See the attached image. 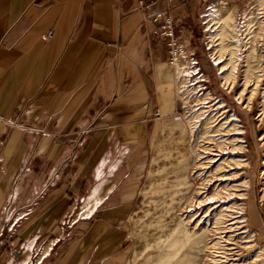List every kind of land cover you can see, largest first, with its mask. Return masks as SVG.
Masks as SVG:
<instances>
[{
    "label": "crops",
    "instance_id": "obj_1",
    "mask_svg": "<svg viewBox=\"0 0 264 264\" xmlns=\"http://www.w3.org/2000/svg\"><path fill=\"white\" fill-rule=\"evenodd\" d=\"M207 2L161 0L149 10L169 7L191 39ZM156 24L136 0H0V204L21 195L14 183L25 181L24 167H54L55 174L32 176L57 182L42 188L41 211L69 212L87 199L78 242L84 258L100 264L121 245L119 222L145 175L139 152L111 161L112 150L140 151L160 120L177 113L174 70ZM104 166L113 177L105 190ZM177 167L186 169L185 158ZM186 183L183 175L169 185ZM247 208L264 246L261 208L255 201Z\"/></svg>",
    "mask_w": 264,
    "mask_h": 264
},
{
    "label": "rangeland",
    "instance_id": "obj_2",
    "mask_svg": "<svg viewBox=\"0 0 264 264\" xmlns=\"http://www.w3.org/2000/svg\"><path fill=\"white\" fill-rule=\"evenodd\" d=\"M194 19L193 37H182L198 70L177 82L173 73L176 115L160 120L140 151L110 154L112 161L139 152L145 175L119 222L124 239L102 264H207L210 255L220 264L217 250L227 254L225 264H264V246L246 221L253 201L264 215V0H208ZM182 158L184 171L177 170ZM37 172L58 171L27 165L25 181L14 183L21 195L0 204V264H100L84 258L78 242L83 226L76 223L87 215L80 213L87 199H77L69 212L42 213L41 191L57 182L34 181ZM183 175L186 184L169 185ZM232 219L233 228L217 239ZM178 226L200 242H185L177 257L167 239Z\"/></svg>",
    "mask_w": 264,
    "mask_h": 264
},
{
    "label": "built area",
    "instance_id": "obj_3",
    "mask_svg": "<svg viewBox=\"0 0 264 264\" xmlns=\"http://www.w3.org/2000/svg\"><path fill=\"white\" fill-rule=\"evenodd\" d=\"M138 8L144 12L147 19L157 23L153 34L162 39L166 47L167 62L174 69L175 82L184 80L191 73H197L196 59L191 55L189 47L185 39L178 32L175 24V19L170 12L169 7L159 6L149 10V6L153 3H158L161 0H136ZM170 2L171 0H166ZM189 1V0H187ZM156 118L160 117L158 110H155Z\"/></svg>",
    "mask_w": 264,
    "mask_h": 264
},
{
    "label": "bare ground",
    "instance_id": "obj_4",
    "mask_svg": "<svg viewBox=\"0 0 264 264\" xmlns=\"http://www.w3.org/2000/svg\"><path fill=\"white\" fill-rule=\"evenodd\" d=\"M264 40V39H263ZM262 43V40L260 41V43L258 45H260ZM246 57V69L248 68V58H250L249 54H245ZM230 74H226L225 78L229 79ZM242 85H243V89L246 88L248 86L249 80L245 78L244 81H242ZM241 92V91H240ZM239 92V95H240ZM264 112V109L262 110ZM239 141H243V140H239ZM263 163H264V159H263ZM262 175H264V169L261 170L260 172ZM240 194V193H239ZM242 195V194H241ZM244 196V195H243ZM224 222H227L225 224V230H220L217 239L219 238H223L225 233L228 230H231L233 228L232 224H234L235 222H237V220H230L227 221L225 220ZM227 229V230H226ZM187 241H191V243H196L198 244L200 242V237L196 236L195 234H192L190 232H187V230H185L183 227L178 226L173 233L170 235V237L167 239V246L171 249L170 253L173 255H177V257L180 255L179 253H181V248L184 245L185 242ZM190 247V246H189ZM227 254L224 253L223 250H217L216 253L214 254V256H218L220 264H225L226 259H227ZM207 264H216V260L212 257L211 259V255L209 257V259L207 260Z\"/></svg>",
    "mask_w": 264,
    "mask_h": 264
}]
</instances>
